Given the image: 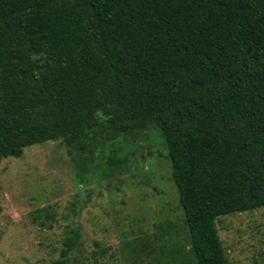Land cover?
<instances>
[{"label": "trees", "instance_id": "trees-1", "mask_svg": "<svg viewBox=\"0 0 264 264\" xmlns=\"http://www.w3.org/2000/svg\"><path fill=\"white\" fill-rule=\"evenodd\" d=\"M148 122L189 238L167 264H230L217 218L264 207V0H0V158Z\"/></svg>", "mask_w": 264, "mask_h": 264}, {"label": "rangeland", "instance_id": "rangeland-1", "mask_svg": "<svg viewBox=\"0 0 264 264\" xmlns=\"http://www.w3.org/2000/svg\"><path fill=\"white\" fill-rule=\"evenodd\" d=\"M183 216L155 122L0 158V264H50L74 230L71 264L171 263L190 247ZM217 227L230 264H264V207L222 215Z\"/></svg>", "mask_w": 264, "mask_h": 264}]
</instances>
